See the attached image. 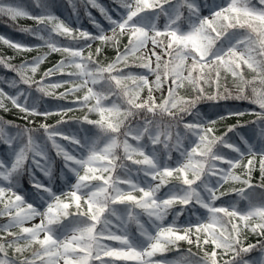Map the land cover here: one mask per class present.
Instances as JSON below:
<instances>
[{
	"label": "snow or ice",
	"instance_id": "obj_1",
	"mask_svg": "<svg viewBox=\"0 0 264 264\" xmlns=\"http://www.w3.org/2000/svg\"><path fill=\"white\" fill-rule=\"evenodd\" d=\"M34 3L37 14L0 2V16L33 20L35 28L20 31L39 41L24 44L0 34V43L17 53L37 52L19 64L0 58V68L14 74L0 78L10 89L0 87V111L16 109L27 125L32 118H60L35 127L0 118V147L6 149L0 152V216L7 217L0 225V264H168L152 258L182 241L190 255L191 246L203 252L193 264H264V203L249 200L246 210L215 203L227 194L219 189L228 181L264 189V0H80L94 31L79 24L72 0L75 21L61 19L48 0ZM107 46L116 55L103 64ZM51 53L63 58L35 79ZM242 66L255 73L252 80ZM222 72L239 81L236 94L220 91ZM53 77L59 79L52 83ZM185 81L193 90L189 99L177 96ZM213 84L217 91L209 94L204 85ZM61 87L58 94L50 90ZM81 91L72 103L90 105L99 118L85 116L71 133L63 126L72 108L46 109L35 95L63 100ZM228 101L260 110L222 108ZM204 102L211 111L201 113ZM249 112L255 120L237 119L215 134L217 121ZM87 126L100 136L91 139ZM257 165L261 183L254 185ZM237 167L246 178L233 172ZM235 191L248 199L244 188ZM246 232L258 237L255 243L247 242Z\"/></svg>",
	"mask_w": 264,
	"mask_h": 264
},
{
	"label": "trees",
	"instance_id": "obj_2",
	"mask_svg": "<svg viewBox=\"0 0 264 264\" xmlns=\"http://www.w3.org/2000/svg\"><path fill=\"white\" fill-rule=\"evenodd\" d=\"M0 2L4 3H14L17 5H20L23 7L25 10L37 14L39 12V9L35 7L34 0H0ZM72 2L77 3L78 11L80 12V21L79 24L87 28L89 31H94L92 25L88 22V19L86 15L84 14V9L82 5H80V0H72ZM252 2L255 4L257 3V0H252ZM48 3L52 6V10L55 12L56 15H58L61 19L67 20V18L71 17L73 21H75V17H72V8H71V3L70 0H48ZM102 3L105 5H110L112 3V0H102ZM92 11V14L96 16L97 19H102L97 12L96 9H90ZM164 20L161 18L159 23H163ZM106 23V22H105ZM73 27L76 26V23L74 22ZM35 22L31 19L28 18H19L15 21L11 20L7 16H0V34L5 35L8 38H11L14 41H19L24 44H36L39 43L37 39H34L30 33H25L21 32V28H35ZM61 39V43H65L63 38ZM127 43V38H121L120 39V46L121 49L123 48V45ZM97 44H93L91 51H95V47ZM41 53L46 52L47 49L46 47H42L39 49ZM88 54V50L85 51V55ZM37 55L36 51H32L29 53H17L14 49H10L7 46L3 45L0 43V58L2 57H10L12 58V62L19 64L22 60L25 59H30L31 57ZM116 55V50L114 46H107L105 48V52L102 56H100V62L103 64H106L107 62H110ZM63 58L62 54L60 53H51L48 55V57L45 59L44 63L41 64L38 73L35 76V79H39L40 76L43 75V72L47 70L48 68L53 67L55 64H57L61 59ZM137 63L139 62L138 60L136 61ZM68 71H74V69L71 68H66L65 72ZM133 71H140V69H133ZM242 74L246 80H252L253 77L255 76V73L251 72L247 68V66H242ZM31 75V73H29ZM186 75V74H185ZM14 76L13 73L11 72H6L3 68H0V78L7 77L11 79ZM59 79V77H53L51 78V82L55 83ZM64 79H67L65 76ZM75 83H80V81H75ZM239 84V81L234 78L231 73H223L221 74L220 78V91H223L225 88L228 89L232 94H236L237 92V85ZM208 86V85H206ZM259 87V85H256ZM0 87H4L6 91H10V89L4 85L0 84ZM65 87H71V84L65 85ZM207 92L209 94H213L217 91L215 84H213L211 87H206ZM54 93L58 94L59 92L64 91V87L57 88V89H50ZM95 90L100 91L99 85L95 86ZM246 91L250 94L251 93V87H246ZM36 98L38 99V102L46 109L50 110H56L58 106L60 107H71L72 111L68 112L65 116L64 119L70 121L68 124L64 125V131L71 133L79 130L81 128V125L78 121L83 120L85 116H87L89 119H98V115L96 113H90L88 111V107L90 106H84L81 107L78 104L72 103V101L75 100V97L77 95L83 96L84 92H78L72 95H69L66 99L63 100H57L55 96L53 97H43L41 94L37 93L35 94ZM165 96L167 95L164 94ZM193 95V90L191 85L188 84L187 81L184 82L183 86L177 90V96L178 98H184V99H189ZM94 102V101H93ZM11 108V105H9ZM201 113L209 112L212 109L209 107V102H204L198 105ZM221 107L222 108H239L241 110H254V111H259L258 105L251 104L248 101H228V102H221ZM0 118L8 121H12L14 124L20 125L21 127L24 126H31L35 127L38 126L40 123H47L50 125H55L56 120L59 119L60 117L57 115H53L47 118V120H43V118H32L34 119L35 123L33 125H27V122L21 118V114L16 110V109H11L9 112H3L0 111ZM188 119H191V117H188ZM237 119L240 120L241 123L245 121H250V120H255L256 117L255 115L251 114L249 112L243 117L236 118V117H231L227 120L224 121H217L215 125V134L220 135L223 133L227 126L230 124H235L237 122ZM88 128V135H94L99 137V129L93 128L92 126H87ZM10 133H15L16 129H8ZM243 132L247 133L250 132V129L245 128L242 130ZM39 136H42V133L38 134ZM122 140L123 137H120ZM132 142V141H130ZM66 144V142H64ZM6 151L3 147H0V152ZM49 152L51 154L55 153V149L51 148V145L49 144ZM118 154H122V149L118 150ZM175 153H173V157H175ZM247 161L245 160L244 163ZM233 172L236 175H240L242 178L245 177V171L242 167H237L236 169H233ZM252 179L251 183L254 185H259L261 183V177H260V171L258 165L256 168L253 170L251 173ZM25 188H27V182L25 180L24 183ZM239 188H244L245 190V195L248 197V199L241 198L239 195H237L235 189ZM219 191L227 193L225 196L221 197L218 201H216V206H227L229 204L235 203L236 206L240 209L246 210L248 207L249 200L253 202L254 204H261L264 203V189H261L260 187H256L254 189L249 190L245 185L236 182V181H228L227 183H224ZM247 205V206H246ZM2 207V205H0ZM201 212H205L204 209H200ZM7 217L0 216V225L6 223ZM133 231H135V224L130 225ZM13 231H18V229H12ZM248 237L247 242L248 243H255L258 237L251 232H246L245 233ZM37 246L30 247L26 252V256H31V253L36 250ZM189 245L186 242H180L176 248H172L171 250L163 253V254H156L152 259L154 261L158 260H165V259H174L178 262L182 263H190L193 264L197 256H203L202 251H198V249L195 246H191V253L195 255H190L188 252ZM207 250H211V246H206ZM11 251L9 252V255H11ZM258 252H253L250 254L251 257H256L258 256Z\"/></svg>",
	"mask_w": 264,
	"mask_h": 264
},
{
	"label": "rangeland",
	"instance_id": "obj_3",
	"mask_svg": "<svg viewBox=\"0 0 264 264\" xmlns=\"http://www.w3.org/2000/svg\"><path fill=\"white\" fill-rule=\"evenodd\" d=\"M204 13H205L204 15H207V14H208L207 10H206ZM185 74H186V73H185ZM204 87H205V89L207 90L206 87H208V86L204 85ZM166 92H167V84L165 85V90H164L163 95L166 94ZM145 94H146V90H145V92L142 93L141 95L144 96ZM154 95L156 96V98H157L158 101L161 99V93L157 92V93H154ZM90 138H91V139H97V137L94 136V135H90ZM100 146L102 147L103 145L101 144ZM38 222H39V218H37L35 221H33V222H31V223H38ZM29 226H30V225H29ZM42 235H43V234H41V238H42ZM164 261H165V260H164ZM159 262H160V261H159ZM162 262H163V261H162ZM166 262H168V264H190V263H178V262H176V261H174V260H166ZM61 264H62V261H61Z\"/></svg>",
	"mask_w": 264,
	"mask_h": 264
}]
</instances>
